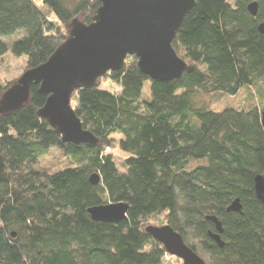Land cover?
Listing matches in <instances>:
<instances>
[{
    "label": "trees",
    "instance_id": "trees-1",
    "mask_svg": "<svg viewBox=\"0 0 264 264\" xmlns=\"http://www.w3.org/2000/svg\"><path fill=\"white\" fill-rule=\"evenodd\" d=\"M99 6L0 0V58L25 56V70L39 66L65 41L71 20L88 24ZM262 22L264 0H195L171 43L186 63L180 78L152 80L130 56L93 87L71 93L95 145L61 141L38 115L47 95L36 84L26 103L1 112L0 264H182L145 232L151 219L171 226L205 264H264V207L254 193V177L264 179V89L248 106L215 110L202 100L264 79ZM14 83L0 82V97ZM114 145L119 165L108 151ZM53 147L71 166L53 173L39 166ZM235 199L240 211H228ZM117 202L128 206L119 222L87 213ZM207 216L221 223L222 246L210 238L215 225Z\"/></svg>",
    "mask_w": 264,
    "mask_h": 264
},
{
    "label": "water",
    "instance_id": "water-1",
    "mask_svg": "<svg viewBox=\"0 0 264 264\" xmlns=\"http://www.w3.org/2000/svg\"><path fill=\"white\" fill-rule=\"evenodd\" d=\"M99 1L100 6L90 23L73 18L65 41L44 63L24 71L2 94L0 113L26 103L30 86L36 84L39 93L47 95L38 115L60 134L61 141L95 145L98 139L82 127L71 106L74 90L93 87L100 77L121 69L130 56L137 58L140 71L152 80L171 81L181 77L186 63L177 56L171 43L195 0ZM247 9L255 16L257 3H249ZM258 31L264 34V22L258 25ZM261 123L264 128V111ZM99 180L96 173L89 176L93 185ZM254 193L264 207L261 175L254 177ZM127 210V204L117 202L89 207L87 213L93 221L116 223L126 218ZM227 210L239 212V200H233ZM206 219L215 225L210 238L222 246L221 223L215 216ZM144 230L182 264H205L168 224L147 225Z\"/></svg>",
    "mask_w": 264,
    "mask_h": 264
},
{
    "label": "rangeland",
    "instance_id": "rangeland-1",
    "mask_svg": "<svg viewBox=\"0 0 264 264\" xmlns=\"http://www.w3.org/2000/svg\"><path fill=\"white\" fill-rule=\"evenodd\" d=\"M232 2V0H229ZM18 33L17 35H19ZM15 37V36H14ZM16 38V37H15ZM26 57H13L10 53L5 54L2 58H0V82H11L16 80L20 77V75L26 69ZM26 71V70H25ZM99 87L109 89L111 84L108 80H100ZM261 87L264 89V79L259 80L256 86H251L249 88L241 89L236 95H221V96H211V97H202V100H209L211 101V107L215 110H219L226 105H234L238 107L248 106L251 103H256L257 97V88ZM253 94V96H252ZM116 138L118 136L114 135ZM110 151L114 155V159L116 163L119 165L122 161V153L117 149V146H113L110 148ZM39 166L46 169L48 172L53 173L63 168L71 166L70 159L64 154V152L57 148L53 147L48 150V152L41 156L38 159ZM193 165L195 162L192 163ZM149 224L156 225V221L151 219ZM146 224V225H149ZM173 258H176L175 256ZM178 259V258H176ZM175 261L174 259L166 258L165 264H172L171 262ZM175 264V262H173Z\"/></svg>",
    "mask_w": 264,
    "mask_h": 264
}]
</instances>
